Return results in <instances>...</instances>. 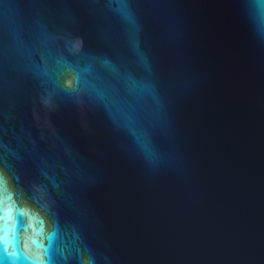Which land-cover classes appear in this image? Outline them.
<instances>
[{
  "label": "water",
  "instance_id": "obj_1",
  "mask_svg": "<svg viewBox=\"0 0 264 264\" xmlns=\"http://www.w3.org/2000/svg\"><path fill=\"white\" fill-rule=\"evenodd\" d=\"M0 264H264V5L0 0Z\"/></svg>",
  "mask_w": 264,
  "mask_h": 264
},
{
  "label": "clouds",
  "instance_id": "obj_2",
  "mask_svg": "<svg viewBox=\"0 0 264 264\" xmlns=\"http://www.w3.org/2000/svg\"><path fill=\"white\" fill-rule=\"evenodd\" d=\"M261 5H264V0H259Z\"/></svg>",
  "mask_w": 264,
  "mask_h": 264
}]
</instances>
